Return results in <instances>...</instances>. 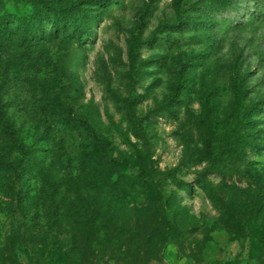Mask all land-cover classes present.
I'll return each instance as SVG.
<instances>
[{
	"label": "rangeland",
	"instance_id": "374dc122",
	"mask_svg": "<svg viewBox=\"0 0 264 264\" xmlns=\"http://www.w3.org/2000/svg\"><path fill=\"white\" fill-rule=\"evenodd\" d=\"M0 144V264H264V0H0Z\"/></svg>",
	"mask_w": 264,
	"mask_h": 264
},
{
	"label": "trees",
	"instance_id": "16d2710c",
	"mask_svg": "<svg viewBox=\"0 0 264 264\" xmlns=\"http://www.w3.org/2000/svg\"><path fill=\"white\" fill-rule=\"evenodd\" d=\"M76 24V23H75ZM76 30L79 29V26L76 24ZM6 131L9 133V135H13L12 132H10L8 129ZM12 144H16L13 143ZM13 145H11L9 148L4 147L3 144H0V148L3 150V152H10L13 149ZM21 146V145H20ZM22 148V146H21ZM22 164L16 163V162H7L6 158L3 156V153L0 152V172L4 171L8 173L7 178L1 177L0 178V184H3L2 186H11L14 188V191L16 192V196L11 198L7 202V207L11 209V211L14 212V214L22 216L20 211L21 201H22V183L21 181V172H22ZM142 186L145 188L146 192L150 195H153V197H156L157 207L159 210H161L163 213H167L164 209L165 206V195L160 189L159 183H156L152 178H148L143 181Z\"/></svg>",
	"mask_w": 264,
	"mask_h": 264
}]
</instances>
